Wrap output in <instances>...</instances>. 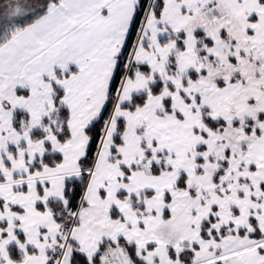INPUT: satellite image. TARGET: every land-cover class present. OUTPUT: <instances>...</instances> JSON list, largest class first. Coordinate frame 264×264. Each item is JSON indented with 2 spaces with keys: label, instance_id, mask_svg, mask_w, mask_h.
Returning a JSON list of instances; mask_svg holds the SVG:
<instances>
[{
  "label": "snow or ice",
  "instance_id": "snow-or-ice-1",
  "mask_svg": "<svg viewBox=\"0 0 264 264\" xmlns=\"http://www.w3.org/2000/svg\"><path fill=\"white\" fill-rule=\"evenodd\" d=\"M0 264H264V0H0Z\"/></svg>",
  "mask_w": 264,
  "mask_h": 264
}]
</instances>
